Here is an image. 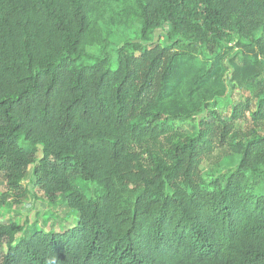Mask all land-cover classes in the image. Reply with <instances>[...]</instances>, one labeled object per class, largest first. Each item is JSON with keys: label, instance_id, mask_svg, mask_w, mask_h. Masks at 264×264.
I'll list each match as a JSON object with an SVG mask.
<instances>
[{"label": "trees", "instance_id": "obj_1", "mask_svg": "<svg viewBox=\"0 0 264 264\" xmlns=\"http://www.w3.org/2000/svg\"><path fill=\"white\" fill-rule=\"evenodd\" d=\"M118 26L139 36L116 45ZM259 29L264 0H0V170L22 189L34 165L33 188L78 213L73 227H33L17 242L22 228L0 221V264H264V80L256 109L228 99L229 116L177 99L185 76L188 94L220 76L231 32L241 47L232 79L262 74L249 61L255 48L264 55ZM199 114L194 135L176 124ZM245 119L253 129L227 176L206 180L203 162Z\"/></svg>", "mask_w": 264, "mask_h": 264}, {"label": "rangeland", "instance_id": "obj_2", "mask_svg": "<svg viewBox=\"0 0 264 264\" xmlns=\"http://www.w3.org/2000/svg\"><path fill=\"white\" fill-rule=\"evenodd\" d=\"M164 29L166 27L164 26ZM164 31H156L152 37L153 40H159L162 42V34ZM139 36L135 26L129 28H123L118 26L115 28L111 35V40L114 44H121L123 40L127 38H135ZM258 37L264 38V32L260 29L254 32V39ZM239 37L234 33H230L226 36L225 42L229 48H224V56L220 61L222 70L220 76L215 80L214 78L210 81V85L202 90L203 97L199 92L188 94V85L191 76H185L181 81L179 87L178 103L183 108L189 109V111H195L199 103L204 99L207 100L211 107L217 108L224 115L229 116L230 105L227 104V100L230 99L233 102L241 101L250 110L256 109V94L259 89V83L264 80V55L258 54L257 48L254 58H249V61L259 60L263 65V73L251 80H234L232 79L233 66L229 60L234 52L241 49L239 46ZM92 54H98L100 52L99 46H90L87 48ZM178 52L189 53L193 56L191 63L195 66H199L202 61V54L198 48L186 45H181L176 49ZM208 51V50H205ZM249 52V51H247ZM209 61V60H208ZM210 65V61L204 63V67ZM214 97V98H213ZM169 104V102H168ZM202 114L197 115L194 119L180 118L176 120V124L182 129L187 131L189 134L194 135L198 130V119ZM252 122L249 119H245L239 123L238 129L240 134L232 139L231 144L221 149L211 160H205L202 164L203 173L206 180L217 177L223 179L227 176L228 166L225 161L231 160L239 153L236 152L234 146L238 141L243 140L244 137L250 133L253 129ZM41 147L37 157H41ZM34 165L29 168L27 177L22 182V189H12L7 185L5 172L0 170V221L3 223H16L22 230L16 236V242L22 236H28L33 227L43 229L45 231L55 230L62 231L67 228L73 227L78 220V213L76 210L70 208L66 201L61 197L57 196L54 203L49 201L46 195L39 189L33 188L30 180V173ZM74 185L84 192H89L92 188V183L86 181L79 175L73 176ZM264 186V183H263ZM24 190V191H23ZM25 190L27 192L25 193ZM6 251V245L0 246V259L2 254Z\"/></svg>", "mask_w": 264, "mask_h": 264}]
</instances>
